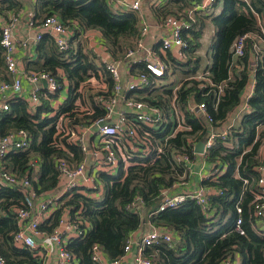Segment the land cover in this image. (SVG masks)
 <instances>
[{
	"label": "trees",
	"instance_id": "16d2710c",
	"mask_svg": "<svg viewBox=\"0 0 264 264\" xmlns=\"http://www.w3.org/2000/svg\"><path fill=\"white\" fill-rule=\"evenodd\" d=\"M188 6L186 0L168 1L156 8V12L162 19L179 15ZM219 6L220 10L215 14ZM40 7L48 15L56 14L62 22L76 21L82 30H98L113 59H124L127 50L135 48L140 36L138 13L131 9H113L107 0H40ZM20 8L19 0H0V13L5 17L16 14ZM210 10L208 15L192 11V18H187L190 26L184 30L183 36L189 34L191 40L183 51V59L156 48L155 52L165 64L160 79L169 80L176 71L184 76L178 84L174 81L161 84L149 74V85L136 97L163 112L164 120L158 126L141 124L136 127L141 137L144 132L149 133L145 137L149 151H133L120 140L117 172L109 174L101 170L97 174L102 194L91 197L79 188L69 191L62 197L61 207L39 225L41 231L50 233L58 224L62 208L67 207L71 219L80 221L81 227L86 229L84 235L70 238L65 245L67 251L75 254L78 264H100L92 259L93 245L100 246L110 259L119 257L129 234L142 228L146 222L169 229L176 236L172 248L161 242L143 249V254L153 264H219L234 252L239 257V264H264V215L259 226V219L253 214L255 194L262 191L257 184L255 168L260 163L259 151L264 145V128L258 129L264 125V62L258 64L254 75V93L249 101L251 111L241 116L230 129L226 141L214 138L204 155L208 162L223 169L214 177L201 181L205 186L221 190V194H214L209 199L210 214L205 215L193 200L177 208L158 210L161 191L170 189L183 173V165L174 161V155L185 152L193 159L196 154L188 140L195 138L198 141L211 128L224 125L239 104L241 91L249 79L251 50L250 43H247L245 54L236 62L241 68L235 69L232 45L239 36L259 30L257 16L264 23V0H215ZM207 22L214 31L207 48L208 62L203 64L204 59L197 52L202 47L200 36L207 28ZM35 54V59L25 61V68L55 75L61 86L66 80L67 97L56 109L50 103L57 98L58 92L48 93L35 108H31L21 96L8 100V109L0 110V135L26 130L30 145L25 150L9 152L2 158L1 165L23 175L29 160L37 159L40 168L35 186L40 192H46L56 189L58 159L75 165L85 158L81 146L69 133H58L59 118H68L69 130L76 132V126L90 125L103 116L104 109L96 98L102 92L90 96V110L81 115L76 110V102L82 98V85L92 77L98 78L99 70L107 84L104 95L110 93L112 80L103 63L83 49L78 34L70 39L66 49H59L52 35L43 34L35 43ZM58 70H62L64 76L61 77ZM130 71L132 75L146 73L141 63L132 65ZM200 73L206 74L212 84L195 78ZM5 76L4 54L0 46V78ZM173 97L183 119L184 128L181 130L175 129ZM191 99L205 104L211 123L189 111ZM186 179L187 176L184 181ZM244 179L248 182L244 183ZM137 196L143 203L139 211H132L127 205ZM21 199L15 188L0 189V254L7 264H41L38 250L17 247L12 242L18 225L11 208ZM236 206L241 209L239 216L245 234L234 230L238 216ZM85 223L88 227H84Z\"/></svg>",
	"mask_w": 264,
	"mask_h": 264
},
{
	"label": "built area",
	"instance_id": "2783aa9c",
	"mask_svg": "<svg viewBox=\"0 0 264 264\" xmlns=\"http://www.w3.org/2000/svg\"><path fill=\"white\" fill-rule=\"evenodd\" d=\"M191 1L193 8L188 14L170 15L163 19V26L167 33L161 39V50L163 52H171L177 59H183V51L188 46V41L191 40L189 34L183 36L184 30H187L190 26L187 18H192V11H199L207 15L212 4L215 2V0ZM141 2L142 0H107L110 7H123L133 11L140 10ZM18 22L19 12L10 14L7 19L0 14V46L3 48L5 72L11 74V78L8 80L6 78L0 79V110L8 109L9 99L21 96L22 80H26L31 85L28 95L21 96L31 108L40 105L41 99H46L48 93L60 92L64 89L63 84L62 86L60 85L57 76L44 71L26 70L19 65L14 55L16 38L13 34V30L16 29ZM257 23L259 26L257 32H249L239 36L232 45L234 68L240 69L241 65L236 63L237 59H240L245 54V47L247 43H250V61L252 60V63L250 64L249 79L241 91L240 102L230 114L228 121L217 129L211 128L209 133L204 136V152L201 153L203 156L213 144L214 138L219 137L221 141H226L229 137L230 129L235 125L236 121L251 111L249 101L254 93V75L258 64L264 62V24L261 22L259 16H257ZM28 24L36 29L34 42L40 40L43 34H50L59 49H66L73 30L81 28L76 21L62 22L56 14H47L41 19H30ZM148 29L149 24L145 21L142 22L140 36L137 39L135 48L127 50L124 57V60L130 61L133 64H143L146 73L133 75L125 88L121 82L119 71L120 59L112 58L104 41L99 43L98 48L88 47L86 49L88 53L102 61L104 70L112 80V87L108 95L103 94L107 92V88L106 90L100 88L99 92H102V94L96 97L99 106L104 109L105 114L97 118L90 125L78 126V132L69 131L67 133L75 137V141L85 152V133L91 129V126L95 127V134L99 138L98 143L100 148L99 151H94L97 165H93V168L89 169L85 161L72 165L63 159H58L56 161L58 169L56 188L59 189L58 194L42 197L46 192H40L35 186L37 183V173L40 168V161L37 159L29 160L28 169L23 175H17L5 168L4 165H1L2 158L9 152L13 150H25L29 147L30 136L28 132L26 130H19L0 135V189L12 187L19 191L22 196L20 203L11 208L16 215L18 225V230L12 237V242L15 246L30 247L37 252L39 248L38 238L46 237L50 243L57 247L55 264H78L75 254L67 251L65 245L70 238L84 235L86 229L81 227L80 221L71 219L68 208H62L58 224L50 233L41 231L39 225L45 222L53 211L61 207L63 203L62 197L69 193V191L79 188L81 192L91 197H98L102 194V187L101 183L97 181V174L101 170L109 174L117 172L120 140L133 151H149V145L145 138L149 136V133L144 132V136L141 137L136 127L141 124L151 127L158 126L164 120L163 112L154 105L128 95V91L139 92L141 94L140 90L149 85V74L155 76L158 80H161L160 78L164 75L165 64L160 60L158 55L147 49L144 45V37ZM23 43L26 46L27 40ZM195 78L203 80L208 85L212 84L204 73L196 75ZM219 89L221 88L219 87ZM118 101L123 102L124 109L118 112L116 118L112 120V116L116 112L115 105ZM171 106L176 115L175 129L181 130L184 128L183 119L179 115L175 97L171 100ZM188 109L194 115L201 116L210 123L212 122V118L207 113L203 102L196 103L191 99ZM87 110H90V108ZM197 142L195 138L188 140V144L192 145V150L195 154L194 147ZM160 150L161 147H159L158 151ZM174 161L177 164L183 165V173L179 177L180 180L176 182L182 183L184 182V177L189 176L191 172V159L187 153L182 152L174 155ZM255 169L258 172L257 184L262 187V191L255 194L253 214L259 219L257 224L261 226V218L264 215V201L262 200V195L264 194L263 155H260V163ZM222 171V168L212 165L210 174L206 177L212 178ZM84 180H86V185L81 186ZM247 182V179H244V183ZM161 193L162 199L158 210L177 208L186 201L193 200L202 212L208 216L211 211L209 199L214 194H221V190L200 184L193 190L169 192V189H164ZM142 203V198L137 196L127 207L132 211H139ZM236 212L238 216L235 220L234 230L239 234H245L242 227V218L239 216L241 213L239 206H236ZM85 224L84 227H88V223ZM175 241L176 236L171 230L151 224L148 230L143 232L139 238L133 232L129 234L123 247V253L119 257L110 259L98 245H93L91 256L94 261L100 264H153L151 259L143 254V249L161 242L165 243L168 248H172ZM133 247H136V249L134 250ZM37 255L40 256L39 252H37ZM0 264H7L1 254ZM41 264L46 263L41 260ZM219 264H239V257L234 252L225 257Z\"/></svg>",
	"mask_w": 264,
	"mask_h": 264
},
{
	"label": "crops",
	"instance_id": "0c3cea01",
	"mask_svg": "<svg viewBox=\"0 0 264 264\" xmlns=\"http://www.w3.org/2000/svg\"><path fill=\"white\" fill-rule=\"evenodd\" d=\"M168 1H174V0H142L140 10L135 11L140 16L141 23L145 21L146 23L149 24L148 32H147L146 36L144 37V45L147 49H150L156 55H158V53L155 52L156 48H159V50H161V39L164 36V34L167 33L166 29L163 26V19L164 18L161 19L157 15L156 8H159L163 5H165ZM186 1L189 3V6L185 7L183 9L182 13H179V14L185 15V14H188V12L190 10H192V8H193L192 1L191 0H186ZM19 2H21V8L18 11L19 12V22L17 23L16 29L13 30L14 37L16 38L14 55H15L17 61L19 62V65L22 66L24 69H26L25 68V61L33 60L36 58V54H35V43L36 42L33 41V39L35 37L36 29H35V27L30 26L28 24V21L30 19H33V18L34 19H41L43 16H45L47 14L45 12H42V9L40 7V0H19ZM111 8H113V7H111ZM113 9L125 10L128 8L119 7V8H113ZM219 10H220V6L216 8L214 13L215 14L218 13ZM210 11H209V13H210ZM196 13L198 15H201V12H199V11H197ZM202 15H204V14L202 13ZM2 17H4L5 19L8 18V16L5 17L3 15H2ZM261 22L263 23L262 19H261ZM208 23H207V27H208ZM210 27L211 28H209V30L205 29L204 32L202 33V35L200 36L201 37L200 42H201V40H202V42H205V44L204 45L201 44V46L206 47L205 52L204 53L202 52L203 54L198 51L199 52L198 55L204 59L203 64L205 62H208L207 48L210 45V42H211L212 36H213V31H214L213 26L210 25ZM206 32L208 33V35L206 34ZM76 33L78 34L79 40L83 44V49L85 51L88 47L98 48L99 43L103 41L101 33L96 29L82 30L80 28L78 30H73V34L71 35V38L73 36L77 35ZM204 38H206V39H204ZM25 40H27L26 46H24V43H23ZM159 58H160V56H159ZM97 60L101 61L98 58H97ZM160 60H161V58H160ZM250 62L252 63V60ZM132 65H134V64L131 63L130 61L120 59L119 71L121 74V82H122L124 88L126 87V85L128 84V82L130 81V79L133 76L131 74V71H130ZM178 72L179 71L172 73V75H170L169 80H166L163 82L167 83V82H170L173 80L177 81L178 79L176 78L177 77L176 75ZM58 74L61 77L64 76L62 70H58ZM5 75H6L5 77L7 79L11 78V74H8L5 72ZM0 79H4V77L0 78ZM159 81H160L159 83H162V80H159ZM90 84H92L93 87L96 88V90L97 89L99 90L100 88L106 90L107 84L105 82L103 72L99 70L98 71V78H95V77L90 78L87 82H85L82 85L81 88L85 89V86L87 87V85H90ZM63 86H64V89L62 91L58 92L57 98L51 100L50 104L55 109L67 97L68 89H67V81L66 80L63 81ZM30 87H31V85L26 80H22L21 96H27L28 92L30 90ZM81 93L83 96V91H81ZM128 95L135 98V97H138L140 94H139V92L135 93V92H129L128 91ZM85 109L87 110L88 107L86 106ZM123 109H124L123 102L118 101V103L115 105V111L116 112H115V115L112 116V120H114L116 118L118 112L122 111ZM59 120L60 121L63 120L64 128L62 127L63 128L62 131H65L66 133L69 132L70 131L69 130L70 127L68 125L69 119L66 117H61V118H59ZM238 120L236 121L235 124H237ZM263 128H264V125H262L258 129H263ZM78 129H79V127L76 126L77 132H78ZM72 137L75 139L74 136H72ZM98 140H99V138L95 134V127L91 126V129L85 133V137H84V143L86 145V150L84 152L85 158L83 161H85V163H86L87 167H89V169H92L93 165H97L95 162L96 156L94 155V151H96V150L99 151V149H100ZM260 155L264 156V145H262V147L260 148L259 156ZM190 165H191V172L189 173V176H187L186 181H184L182 183H176L172 189H169V192H180V191L195 189L197 186H199L201 184V181L203 178H205L206 176H209L210 171H211V166L213 164L208 162L205 159V156H203L201 153H196V155H194L193 159H191ZM82 185H86V180H84L81 183V186ZM58 190L59 189L56 188V189L46 191V193L43 194L42 197H49L52 195H56V194H58ZM165 190H167V189H165ZM150 225H151L150 222H146L142 228L134 231L133 234L137 238H139L143 232L148 230ZM38 242H39L38 252L42 258L40 260H43L46 264H55L56 263L57 247L55 245H53L52 243H50L46 239V237L38 238ZM133 249L135 250L136 247H133ZM129 257H130V255H129Z\"/></svg>",
	"mask_w": 264,
	"mask_h": 264
},
{
	"label": "rangeland",
	"instance_id": "374dc122",
	"mask_svg": "<svg viewBox=\"0 0 264 264\" xmlns=\"http://www.w3.org/2000/svg\"><path fill=\"white\" fill-rule=\"evenodd\" d=\"M208 23V22H207ZM210 25L208 24V27L206 28L207 30H209V28H211V27H209ZM206 34L208 35V33L206 32ZM204 39H206V38H204ZM201 44L202 45H204L205 44V42H202V40H201ZM205 46H202L201 48H200V50H198L199 52H205ZM199 52H197V53H199ZM202 53V54H203ZM177 77V81L175 80H173L174 82H175V84H178L177 82L178 81H180V80H182L183 79V74L182 73H180V72H178L177 73V75H176ZM162 83L163 84H166V82H163L162 81ZM62 91V90H61ZM81 91H83V96H82V98L80 99V100H78L77 102H76V110L77 111H79V115H81L82 114V112L84 113V112H86L87 110L85 109V107L87 106L88 108H90V96L92 95V94H94V93H97L99 90L97 89L96 90V88L95 87H93V85L92 84H90V85H87V87L85 86V89H82L81 88ZM64 128V126H63V120H59L58 121V125H57V128H58V133H61V131H62V129Z\"/></svg>",
	"mask_w": 264,
	"mask_h": 264
},
{
	"label": "water",
	"instance_id": "95a60500",
	"mask_svg": "<svg viewBox=\"0 0 264 264\" xmlns=\"http://www.w3.org/2000/svg\"><path fill=\"white\" fill-rule=\"evenodd\" d=\"M45 84V83H44ZM204 142H205V137H201L198 142L196 143L194 147V151L196 153H203L204 152Z\"/></svg>",
	"mask_w": 264,
	"mask_h": 264
}]
</instances>
